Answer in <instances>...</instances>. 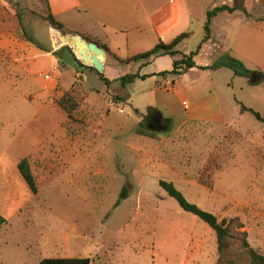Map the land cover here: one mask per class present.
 <instances>
[{"label": "rangeland", "instance_id": "1", "mask_svg": "<svg viewBox=\"0 0 264 264\" xmlns=\"http://www.w3.org/2000/svg\"><path fill=\"white\" fill-rule=\"evenodd\" d=\"M123 1L128 17L129 0ZM132 1L141 3L133 19L138 24L171 1L192 15L191 37L178 48L177 60L198 51L208 11L224 4L241 9L220 16L212 26L219 42L206 44L195 58L212 68L137 79L126 87L128 95L116 79L141 72L137 63L108 70L116 80L108 87L63 49L69 35L87 43L92 37L52 28L45 0H0V38L10 34L18 51L14 58L0 51V214L8 220L0 232V264H25L27 247L34 255L27 264L41 255L91 256L96 264H218L215 232L184 212L160 181L174 183L220 222L239 219L250 246L264 255V123L241 113L240 105L264 117V82L252 85L229 68H213L228 54L238 58L230 51L235 47L255 61L246 68L264 73V0ZM19 17L44 48L62 49L66 69H55L52 53L27 41ZM151 33L132 29L119 57L154 49L159 41ZM20 48L26 56L16 63ZM172 61L158 57L144 72L171 71ZM67 93L79 104L72 119L59 105ZM152 110L168 128L149 126ZM140 124L152 134H139ZM24 158L37 195L19 172ZM124 189L127 198L116 207ZM233 251H239L238 241Z\"/></svg>", "mask_w": 264, "mask_h": 264}, {"label": "trees", "instance_id": "2", "mask_svg": "<svg viewBox=\"0 0 264 264\" xmlns=\"http://www.w3.org/2000/svg\"><path fill=\"white\" fill-rule=\"evenodd\" d=\"M48 4L49 13L46 17V21L49 25L60 31L63 35L68 34V30H66L63 23L58 21L56 17L53 15L51 6L48 0H45ZM241 9V8H240ZM238 7H230L228 5L217 6L214 9L208 11L207 13V21L205 23V31L206 36L199 46L198 51L191 52L190 54H185L181 59H175L177 56L181 54L180 51L177 50V47L188 40L191 37L190 33H183L177 38H175L170 43H164L163 41H159L158 45L145 53L135 55L129 59L122 60L116 57L111 51L108 49L106 45H103L99 41L93 39L89 41L90 43H98L103 50L108 53L109 58L117 59L120 63L131 64V63H139L142 62L141 69L148 67L152 60L162 56H169L173 58V65L171 71H163L158 74H150V75H141V72H137L134 74H127L125 76L120 77L116 80H110L106 77L105 73H99L94 67L85 65L81 60H79L73 52V49L69 46L64 47L63 49L67 50L72 56L76 63L80 66H85L95 71L99 76L100 80L105 83L106 86L110 87L116 82L121 84V88L126 90V87L133 84L137 79L147 80L154 76H160L166 78L168 75H174L176 77H181L187 74L190 70L194 68H199L203 70H209L210 67H198L195 61V58L198 56L200 51L203 48V45L209 42L212 39V24L215 18H217L220 14L223 13H235L240 10ZM244 12V11H243ZM20 25L22 33L24 34L27 41L34 44L40 50L52 53V63L53 67L56 69L59 66L60 69L64 70L68 67L67 61L60 55L61 50L57 52H53L52 50H48L44 48L38 41H36L33 37H31L28 33L27 27L24 24V20L22 17H19ZM229 68L234 71L236 76L247 78L252 85H260L264 82V73L260 70H250L246 68V66L239 60L231 57L230 55L225 56L222 62L219 65H214L213 68ZM116 81V82H115ZM115 82V83H114ZM126 92H128L126 90ZM128 95L129 92H128ZM124 101L123 99H120ZM78 99L75 95L65 94L63 98L59 101V105L62 109L65 110L68 117L70 119L73 118V114L78 110L79 104L77 103ZM241 105V113H251L259 122L264 123V117L253 110L252 108H247L243 104ZM137 132L141 135H151L152 132L148 131L144 124H140ZM19 172L31 190V192L35 195L38 194L39 188L32 171L30 162L27 158H24L18 164ZM160 187L169 195V197L173 198L181 207V209L189 214L194 215L199 218L201 221L206 223L216 234L217 244H218V254L219 261L218 264H264V255L260 254L257 250L253 249L248 242V234L245 231H241L244 226L240 223L239 219H232L231 221H219V219L210 212L200 208L199 206L189 202L185 195L177 189L174 183L167 181H160ZM127 198V189H124L121 199L117 202L116 207H118L123 199ZM8 224V220L0 214V229ZM234 229H237L236 234H234ZM238 241L239 243V251L236 253L233 251V246ZM38 264H96L94 259L90 256H78L74 258H45Z\"/></svg>", "mask_w": 264, "mask_h": 264}, {"label": "crops", "instance_id": "3", "mask_svg": "<svg viewBox=\"0 0 264 264\" xmlns=\"http://www.w3.org/2000/svg\"><path fill=\"white\" fill-rule=\"evenodd\" d=\"M48 1L50 3L53 15L56 17L58 21L64 24L66 30H68L69 32L79 33L83 37L89 36L97 41H101V43L103 45H106L108 49L111 51V53H113L118 58H120L119 52L122 51L124 47H128L130 44L129 42L130 36H131L130 32L132 31V29H137V31H145V30L150 29V31L152 32L151 34L156 40L158 41L161 40L167 44V43L172 42L175 38H177L181 34L187 33L186 31L188 27L190 26V18L192 16L188 13V11L183 6H181L180 8L179 6L172 7L170 5L172 4V1H171L169 6L166 3L164 5L156 6L152 8V10L147 15V20H145L144 22H141V24H138V20L137 19L133 20V19H134V15L137 14L139 9L141 8L140 2H133L132 0H129L128 5H127V9L129 13H128V17H125L123 13L126 11V6L123 0L121 1V3H123V6L121 7L117 4V1H120V0H48ZM87 14L90 15L89 18L83 17V15H87ZM99 14L104 15V16L102 18L97 17L96 15H99ZM223 14H220L217 18L214 19L212 26L215 25L217 20H219L220 16ZM70 25L75 26V27H70ZM128 28L130 30H127ZM2 36H3V39L2 37L0 38V51L1 50L4 51L5 53H7V55H10L14 58V56L18 54V51L16 50V48L12 47L13 44H11V39H12L11 35L4 34ZM186 41L187 40L182 42L177 47L178 51H180L178 48L182 46L183 44H185ZM216 41L219 42V37L214 36L212 34V39L206 44L208 43L215 44ZM206 44L203 45V48ZM230 51L234 52V54L238 58H235L232 55L230 56L241 61L243 64L244 63L245 64L255 63V61H252V59L246 58L245 55H243L235 47L231 49ZM19 52H20L19 58H15L16 63H18L19 61H23V58L26 56V54L22 51V48H20ZM108 57L109 56L107 53V56L105 57V61H103L102 59V62L105 66L104 73L106 77H107L106 73L108 70L117 66L116 64H119V65L122 64L117 59L108 61ZM157 59L158 58H155L154 60H152L149 66L155 63ZM122 60H125V59H122ZM196 64L198 67H209V66L211 67L212 66V65H200L198 63ZM137 65L140 68L142 63L139 62V64L137 63ZM146 68L142 69L141 75L158 74V73H145L144 69ZM254 70H258V69H254ZM164 81L167 82V80H164ZM4 228L5 226L2 229H0V232ZM54 250L55 248H52V251ZM25 256H26V259H24V261L22 262L25 264H27L34 256L32 255V253L29 252L28 247L26 249ZM78 256L80 255L53 256V257H44L43 255H41L40 257L42 258H40L38 262H35V264H38L45 258H52V259L74 258Z\"/></svg>", "mask_w": 264, "mask_h": 264}, {"label": "water", "instance_id": "4", "mask_svg": "<svg viewBox=\"0 0 264 264\" xmlns=\"http://www.w3.org/2000/svg\"><path fill=\"white\" fill-rule=\"evenodd\" d=\"M68 46L74 48L75 51H80V59L85 65L94 67L99 73H104L105 66L102 58L107 56L106 51L98 43H87L80 36H68ZM152 110L149 113L151 116ZM155 112V111H154ZM162 117V116H161ZM166 127H161L159 130H165Z\"/></svg>", "mask_w": 264, "mask_h": 264}, {"label": "flooded vegetation", "instance_id": "5", "mask_svg": "<svg viewBox=\"0 0 264 264\" xmlns=\"http://www.w3.org/2000/svg\"><path fill=\"white\" fill-rule=\"evenodd\" d=\"M149 120H150V123H149L150 127H157L158 129L161 127L168 128V124L165 123L164 125V119L161 117L159 113L157 115L149 116Z\"/></svg>", "mask_w": 264, "mask_h": 264}]
</instances>
